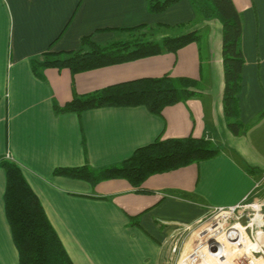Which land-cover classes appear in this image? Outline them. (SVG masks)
Segmentation results:
<instances>
[{
  "label": "crops",
  "instance_id": "0c3cea01",
  "mask_svg": "<svg viewBox=\"0 0 264 264\" xmlns=\"http://www.w3.org/2000/svg\"><path fill=\"white\" fill-rule=\"evenodd\" d=\"M242 16L245 64L235 134L224 116L223 33L198 18L189 0L151 13L148 0H0V159L22 170L74 264H165L184 225L213 208L264 200V0H233ZM157 26L151 40L199 31L201 39L167 53L73 75L36 70L51 52L79 51L132 38L124 29ZM186 78L201 95L164 108L105 107L82 114L55 111L76 95L142 78ZM208 139L213 159L151 176L134 188L122 179L98 184L57 176L58 168L120 164L162 139ZM7 178L0 167V264H20L5 211ZM138 221V225H136Z\"/></svg>",
  "mask_w": 264,
  "mask_h": 264
},
{
  "label": "trees",
  "instance_id": "16d2710c",
  "mask_svg": "<svg viewBox=\"0 0 264 264\" xmlns=\"http://www.w3.org/2000/svg\"><path fill=\"white\" fill-rule=\"evenodd\" d=\"M182 0H148L151 13H163ZM198 18L217 20L223 33V66L225 89L224 116L235 134L245 126L239 122V95L242 90V73L245 64L241 47L243 21L233 0H189ZM157 26L142 25L124 29L132 38L99 45L90 37L82 40L84 49L79 51H48L33 60L34 69H68L73 75L136 60L176 53L201 39L199 31L160 40L147 38V32ZM198 83L186 78H142L106 87L95 93L76 95L64 106L56 104L58 114H82L105 107H145L152 114L161 115L164 108L181 101L199 97ZM264 115V113L262 114ZM243 128V129H242ZM221 153L211 140L186 138L162 139L159 137L148 146L134 152L120 164L101 170L90 166L58 168L57 176L98 184L106 180L122 179L134 188L153 175L164 174L215 158ZM6 172L4 194L5 211L12 231L14 244L19 252L20 264H74L59 235L49 221L45 210L34 193L19 165L6 157L0 159ZM138 225V221L135 223Z\"/></svg>",
  "mask_w": 264,
  "mask_h": 264
},
{
  "label": "built area",
  "instance_id": "2783aa9c",
  "mask_svg": "<svg viewBox=\"0 0 264 264\" xmlns=\"http://www.w3.org/2000/svg\"><path fill=\"white\" fill-rule=\"evenodd\" d=\"M5 157L11 159L10 154ZM262 184L264 177L255 189ZM187 237L195 243L182 264H264V200L246 198L236 206L211 209L205 218L178 232L174 253ZM243 239L247 243L242 245Z\"/></svg>",
  "mask_w": 264,
  "mask_h": 264
},
{
  "label": "rangeland",
  "instance_id": "374dc122",
  "mask_svg": "<svg viewBox=\"0 0 264 264\" xmlns=\"http://www.w3.org/2000/svg\"><path fill=\"white\" fill-rule=\"evenodd\" d=\"M216 23H217V21L215 20V24ZM217 24H219V26L221 27L220 23H217ZM246 208L247 207H244L243 209H246ZM181 243H180L181 247L178 248L176 253H174L172 251V248H173L172 245H174V243L171 244V246L169 247L167 254H166V263L165 264H182V260L189 253L191 245H193L195 243V239L191 241L190 237H187L184 240L183 244H181Z\"/></svg>",
  "mask_w": 264,
  "mask_h": 264
},
{
  "label": "bare ground",
  "instance_id": "6f19581e",
  "mask_svg": "<svg viewBox=\"0 0 264 264\" xmlns=\"http://www.w3.org/2000/svg\"><path fill=\"white\" fill-rule=\"evenodd\" d=\"M245 243H247V239H243V242H241L242 245ZM229 249H230V247L227 248V251H229Z\"/></svg>",
  "mask_w": 264,
  "mask_h": 264
},
{
  "label": "water",
  "instance_id": "95a60500",
  "mask_svg": "<svg viewBox=\"0 0 264 264\" xmlns=\"http://www.w3.org/2000/svg\"><path fill=\"white\" fill-rule=\"evenodd\" d=\"M212 242H214V241L212 240L210 243H212Z\"/></svg>",
  "mask_w": 264,
  "mask_h": 264
}]
</instances>
